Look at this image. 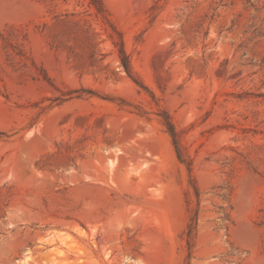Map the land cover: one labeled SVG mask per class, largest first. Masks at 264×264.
I'll return each instance as SVG.
<instances>
[{"label":"rangeland","instance_id":"rangeland-1","mask_svg":"<svg viewBox=\"0 0 264 264\" xmlns=\"http://www.w3.org/2000/svg\"><path fill=\"white\" fill-rule=\"evenodd\" d=\"M102 2L0 0V264H264V0Z\"/></svg>","mask_w":264,"mask_h":264},{"label":"trees","instance_id":"trees-1","mask_svg":"<svg viewBox=\"0 0 264 264\" xmlns=\"http://www.w3.org/2000/svg\"><path fill=\"white\" fill-rule=\"evenodd\" d=\"M89 1H90V5L94 7L97 15H99L103 20H106L107 14H106V9L103 5L102 0H89ZM115 32L118 35V41H114L111 36H110V39L113 40L112 44L117 48V53H118L120 65L123 68V70L125 71V73L127 74V76L130 77L131 79H134V75H133L132 68H131V65L129 62V58H128L127 54L125 53V50H124V43H123L122 35L120 32H118L116 30H115ZM134 80H136V79H134ZM135 82H138V81H135ZM161 114H162L161 115L162 125L164 126L166 132L168 133V135L171 138V141H172V144L174 146V150H175V153L177 155V158L181 163H184L185 161L182 158L181 147L179 144V134L176 131V129H175L173 123L171 122V119L169 118V116L165 112H162ZM185 164H186L187 169L189 171L190 170L189 164H187V163H185ZM194 190H195V194H197L196 189H194ZM193 220H194V218H193ZM193 229H194L193 223H190V225L188 226L187 234H186L188 250H190V240H191V235H192ZM187 257L188 258L190 257V251L188 252Z\"/></svg>","mask_w":264,"mask_h":264}]
</instances>
